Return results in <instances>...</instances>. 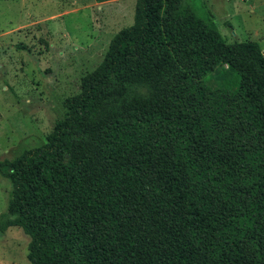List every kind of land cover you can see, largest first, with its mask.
<instances>
[{
	"label": "trees",
	"instance_id": "trees-1",
	"mask_svg": "<svg viewBox=\"0 0 264 264\" xmlns=\"http://www.w3.org/2000/svg\"><path fill=\"white\" fill-rule=\"evenodd\" d=\"M103 2L107 0H95ZM44 143L0 159L29 264H264V55L136 0Z\"/></svg>",
	"mask_w": 264,
	"mask_h": 264
},
{
	"label": "rangeland",
	"instance_id": "rangeland-1",
	"mask_svg": "<svg viewBox=\"0 0 264 264\" xmlns=\"http://www.w3.org/2000/svg\"><path fill=\"white\" fill-rule=\"evenodd\" d=\"M136 0H0V159L44 143L103 59L111 38L132 24ZM187 17L228 43L255 40L264 55V0H179ZM10 181L0 175V213ZM19 226L0 236V264H29Z\"/></svg>",
	"mask_w": 264,
	"mask_h": 264
}]
</instances>
